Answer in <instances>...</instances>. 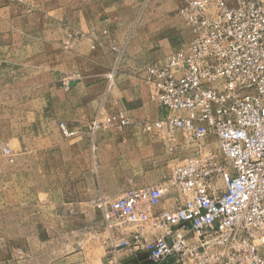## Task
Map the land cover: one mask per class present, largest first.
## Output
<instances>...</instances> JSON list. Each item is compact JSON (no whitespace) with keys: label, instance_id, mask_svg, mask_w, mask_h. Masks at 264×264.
<instances>
[{"label":"built area","instance_id":"2783aa9c","mask_svg":"<svg viewBox=\"0 0 264 264\" xmlns=\"http://www.w3.org/2000/svg\"><path fill=\"white\" fill-rule=\"evenodd\" d=\"M180 16L187 46L143 70L168 113L137 120L120 111L108 123L166 134L170 151L181 148L175 138L183 134L195 153L167 182L94 202L111 231L105 244L115 254L145 252L153 264H264V0H189ZM105 125L100 113L88 127ZM210 137L223 161L202 154ZM132 220L131 240L112 230ZM148 229L163 232L149 237Z\"/></svg>","mask_w":264,"mask_h":264},{"label":"crops","instance_id":"0c3cea01","mask_svg":"<svg viewBox=\"0 0 264 264\" xmlns=\"http://www.w3.org/2000/svg\"><path fill=\"white\" fill-rule=\"evenodd\" d=\"M188 1H72V15L66 22L80 36L76 35L73 45L64 46L62 30L50 52L57 56L51 59V70L66 72L69 86L59 87L56 93L52 87L50 95L32 100L49 105L25 110L31 126L20 151L26 158L15 164L21 177L46 184L48 194L41 196L54 200L51 205L60 209L66 205L67 212L74 213L79 201L93 206L102 196L114 199L170 180V165L155 160L150 134L130 126H104L92 132L88 124L100 113L108 117L125 111L137 120L159 119L168 113L152 99L143 70L173 53L167 45L180 30L170 12L179 6L180 16V8ZM137 10L141 17L135 15ZM113 67H118V73L108 93L105 74ZM44 152L50 157L39 158ZM31 153L33 158H27ZM131 263L153 264L149 258Z\"/></svg>","mask_w":264,"mask_h":264},{"label":"rangeland","instance_id":"374dc122","mask_svg":"<svg viewBox=\"0 0 264 264\" xmlns=\"http://www.w3.org/2000/svg\"><path fill=\"white\" fill-rule=\"evenodd\" d=\"M72 1L0 0V264H133L131 262L137 260H148L142 251L110 252L105 242L111 231L95 204L92 206L79 201L74 204L75 212L68 213L66 205L60 209L51 205L54 200L45 194L41 196L42 192L47 193L46 184H35L31 178L21 177L15 167L16 160L25 157L20 149L29 138L26 133H29L31 125L30 120H26L25 110L35 105H49L32 100L36 96L50 95L52 87L56 93L59 87L69 86L66 72L51 70V59L57 56L50 52L62 30L66 36V40L62 39L64 46L73 45L76 35L80 36L77 30L68 28L66 22L72 15ZM76 1L82 3L84 0ZM140 1L144 3L145 0ZM178 7L170 12L180 31L170 39L167 45L169 52L183 49L191 37L188 26L179 16ZM135 15L141 17L143 13L138 14L137 10ZM139 42L140 38L137 44ZM143 42L147 44L148 39ZM111 73L115 77L110 88L108 75ZM117 73L118 67H113L105 74L108 93L116 83ZM110 116L103 117L105 126L119 128L108 123ZM148 134L154 145L155 160L168 162L172 176L176 166L195 153L193 143L183 134H177L175 138L181 148L173 151L169 150L172 143L166 134L157 131ZM206 143L208 146L202 154H214L223 161L217 140L210 137ZM33 155L26 156L33 158ZM49 157V152L39 155V158ZM214 184L223 190L225 176H218ZM159 208L161 206L156 210ZM137 226L132 220L120 223L112 230L122 232L131 240ZM147 232L150 237L163 231L148 229ZM164 264L176 262L171 259Z\"/></svg>","mask_w":264,"mask_h":264}]
</instances>
